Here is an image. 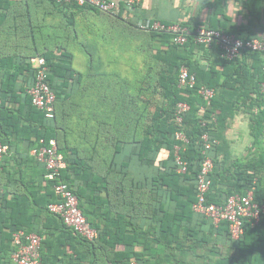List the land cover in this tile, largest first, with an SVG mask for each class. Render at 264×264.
<instances>
[{
	"label": "trees",
	"instance_id": "trees-1",
	"mask_svg": "<svg viewBox=\"0 0 264 264\" xmlns=\"http://www.w3.org/2000/svg\"><path fill=\"white\" fill-rule=\"evenodd\" d=\"M33 1L0 0V141L7 146L0 170L12 173L11 168L27 162L28 155L20 161L10 151L12 147L19 149L27 141L29 154L55 138L66 161L61 178L98 231L94 240H88L49 210V203L60 198L54 182L45 177V164L33 154L44 169L50 193L42 204L46 218L43 229L33 232L42 238L43 264H264V215L256 224L245 219L243 235L233 239L228 222L215 224L192 208L204 158L202 135L207 132L219 140L239 112L248 116L252 143L231 164L219 157L220 140L208 151L214 168L207 199L220 205L231 195H244L254 187V200L264 203V52L245 50L227 60L218 46L196 43L192 36L185 45H177L168 31L136 26L152 44L153 65L149 68L154 73L138 74L141 65L133 66L134 72L125 65L104 73L94 67L98 56L92 46H86L87 69L80 71L74 66V52L67 42L70 33L77 30V13L90 11L115 19L122 16L91 5ZM15 3H20L22 10H14ZM64 28L66 39L41 45L46 42L43 37H57L62 34L57 31ZM23 37L30 43L21 44ZM205 48L217 51L215 65H203L195 57L196 50ZM36 56L45 57L48 81L56 93L53 117L33 105L29 93L36 77L32 60ZM182 65L195 74L194 87H179ZM201 86L214 89L209 105L199 94ZM89 89L95 94L85 97ZM152 91L161 94V102L155 101ZM179 102L190 105L182 123L175 120ZM177 131L187 136V143L176 138ZM128 139L139 147L132 160L137 167L147 168L143 171L147 187L142 198L123 181L128 176L124 171L127 165L118 154L123 153ZM176 145L182 146L181 159L187 164L184 173L178 171ZM77 176L83 185L76 183ZM109 176L117 178L116 187L121 191L109 186ZM24 206L23 198L16 194L7 199L4 211L0 208V264H17L11 257L16 231L32 233V221L21 218Z\"/></svg>",
	"mask_w": 264,
	"mask_h": 264
},
{
	"label": "built area",
	"instance_id": "built-area-1",
	"mask_svg": "<svg viewBox=\"0 0 264 264\" xmlns=\"http://www.w3.org/2000/svg\"><path fill=\"white\" fill-rule=\"evenodd\" d=\"M20 2L22 0H10ZM137 0H126V10L129 12ZM59 3L77 4L80 6L91 5L102 12L121 15L122 7L119 0H57ZM128 14L125 18L128 19ZM141 29L168 31L172 34V41L177 45H185L192 36L196 43L204 44L207 47L218 46L221 56L227 60L237 58L245 50L264 52V40L259 37L241 38L227 33L221 29L207 26H196L191 28L181 23H163L160 21L149 22L141 21L137 24ZM36 63V77L33 86L29 89L32 103L36 107L43 109L47 117L54 116V102L56 93L51 88L48 81V66L43 56H36L32 59ZM196 76L190 73L187 66L182 65L179 69V87H194ZM199 94L209 105L214 96V89L201 86ZM190 109L186 102H179L176 105L175 120L182 123L183 115ZM202 109H204L202 107ZM214 119V118H213ZM264 132V128H263ZM176 138L183 143L188 142V138L182 132H176ZM204 158L201 162L200 171L197 175V201L192 205L195 212L211 219L215 224L221 221L228 222L229 233L233 239H239L244 232V220L248 219L252 224L260 221L264 215V203L254 200V187L249 189L244 195H231L223 204L208 202L207 194L211 187V172L214 168V161L208 151L219 140L211 138L206 132L202 135ZM176 161L179 165V172L187 171V164L181 159L180 151L182 146L176 145ZM7 151V146L0 141V161ZM32 153L37 159L45 164L47 170L45 177L51 180L59 201L49 203V210L62 217L65 224L74 229L81 236L88 240H94L98 236V231L88 221L83 214L77 195L70 188L69 184L61 178V170L66 167L65 157L59 151L58 143L55 138L49 140V144H44L40 148L33 149ZM42 238L37 233H27L24 230L16 231L13 234V251L11 257L17 264H43L41 256ZM130 264H138L132 261Z\"/></svg>",
	"mask_w": 264,
	"mask_h": 264
},
{
	"label": "crops",
	"instance_id": "crops-1",
	"mask_svg": "<svg viewBox=\"0 0 264 264\" xmlns=\"http://www.w3.org/2000/svg\"><path fill=\"white\" fill-rule=\"evenodd\" d=\"M119 2L123 12L121 18H106L90 11H79L76 15L77 29H95L93 24L101 21L104 23L103 27L106 29L118 27L124 31H136L137 33L146 35L145 31L136 27L137 24L141 21H160L167 24L181 23L191 28L207 26L221 29L238 37L255 36L264 40V0H137L129 12L126 10V0H119ZM13 9L22 10V6L20 3H15ZM125 14H128V19L125 18ZM89 33L88 30L85 35H89ZM77 47L81 48L80 53H83V50L86 53L84 45ZM195 57L199 59L201 64L206 66L210 64L215 65L216 61H218L217 51L214 48L196 50ZM86 69L87 63L83 67V70L86 71ZM219 69H222V67L219 66ZM108 71L115 72V70ZM93 85H91V89L94 88ZM91 89L86 92L87 95L85 97L94 96L95 90L90 93ZM88 101L86 100L83 103H87ZM245 115L244 112L237 113L232 124L219 138L221 143L219 157H222V160L226 159L228 164L242 157L252 143L250 126L249 128H245ZM86 130L92 133V129L90 130V128L86 127ZM103 142H106V140ZM82 144L83 146L86 145V140ZM27 148H29V142L24 141L19 149L15 147L10 149L11 152L17 155L16 157L20 161L24 159L25 155H28V160L25 164H22L21 167L17 165L18 168L16 169L11 168L12 173H4L0 170V208L4 211L5 209L2 207L7 203V199L16 194L20 195L25 205L21 218L30 219L32 221L30 231L39 233L43 229L42 227L46 219L42 213V204L50 197V193L47 191L44 182V169L38 165L32 153L35 148L30 150L29 154L27 153ZM138 149L139 147L133 145L131 140L128 139L124 143L123 153H119L118 156H122L121 158L126 162L124 164L127 165L124 171L127 172L128 176L124 177L123 181L129 184L128 188L130 190L138 191V197L142 198V191L145 192L147 187L143 171L147 172V168L146 165L145 167H137L135 161L132 160L134 152L138 151ZM163 154L162 152V156ZM160 158L161 155L157 158V165L160 163ZM8 168H10L9 165ZM108 178L109 186L121 191L120 186L119 188L116 187L118 183L117 178L115 179L114 176H109ZM75 180L77 184H84L80 176H77ZM6 210L10 212V208ZM26 228L28 227L26 226ZM102 258L104 259L105 257L102 256L100 260Z\"/></svg>",
	"mask_w": 264,
	"mask_h": 264
},
{
	"label": "rangeland",
	"instance_id": "rangeland-1",
	"mask_svg": "<svg viewBox=\"0 0 264 264\" xmlns=\"http://www.w3.org/2000/svg\"><path fill=\"white\" fill-rule=\"evenodd\" d=\"M33 2V0H29V4ZM114 24L116 25V23ZM51 25L55 24L51 23ZM93 25L95 29L89 28V35H85L88 30L77 29L76 32L74 31V33L69 31V33L71 32V37L70 39L67 38V42H69L70 48L73 49L75 56L74 66L77 69L83 71L84 65L86 63L88 64L86 53L84 52V50L82 51L84 54L80 53L81 48L77 47L84 45V48H86V46H92V48H94L96 57L98 56V59L95 58V61L93 63L94 67L102 69L104 73L105 70L113 71L117 70L118 67L124 68L125 65H130V67L128 68L129 70L132 69L133 72L136 71L133 69V66H135L136 68L141 65L142 67L137 73L142 76L144 74H148L147 76H149V72L154 73V70H151L149 68L153 65V57L151 55L152 44L150 43V39L146 35L137 33L136 31H124L123 29H120L118 27H110V29H106L103 27L104 23H101V21L96 22ZM65 29L66 28L60 31L54 30L58 33H62L57 37L53 35L43 37L46 39V42L43 41V44L41 45H45V43L53 44V42L55 41L61 42L62 40L66 39L63 38L68 34L67 29ZM65 32H67V34ZM22 41H24L21 43L23 45L25 44V42H27L28 44L30 43V41L27 39L25 40L24 37ZM108 73L110 72L108 71ZM153 87L154 85L151 84V89H153ZM152 93L155 94V101L161 102V94L156 93L155 91H152ZM245 118V128H249L248 116L245 115Z\"/></svg>",
	"mask_w": 264,
	"mask_h": 264
}]
</instances>
